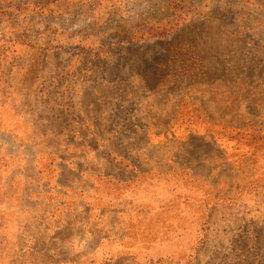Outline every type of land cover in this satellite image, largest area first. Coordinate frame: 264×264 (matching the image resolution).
Here are the masks:
<instances>
[{
  "label": "rangeland",
  "instance_id": "obj_1",
  "mask_svg": "<svg viewBox=\"0 0 264 264\" xmlns=\"http://www.w3.org/2000/svg\"><path fill=\"white\" fill-rule=\"evenodd\" d=\"M0 264H264V0H0Z\"/></svg>",
  "mask_w": 264,
  "mask_h": 264
}]
</instances>
